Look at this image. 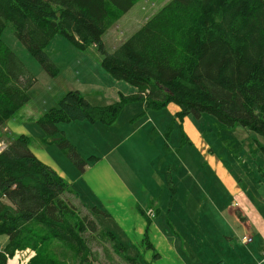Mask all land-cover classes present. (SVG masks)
Segmentation results:
<instances>
[{
	"label": "trees",
	"instance_id": "obj_1",
	"mask_svg": "<svg viewBox=\"0 0 264 264\" xmlns=\"http://www.w3.org/2000/svg\"><path fill=\"white\" fill-rule=\"evenodd\" d=\"M136 1L0 0V128L30 101L37 82L3 40L8 27L51 76L58 68L46 48L63 34L82 49L96 46L102 66L137 87L136 93H122L120 100L102 106L69 90L37 118L43 143L58 146L81 172L88 159L58 124L110 125L132 102L147 101L156 110L175 103L181 121L209 113L223 127L242 126L264 137V0H170L109 52L103 35ZM7 138L0 152V234L9 241L0 250V264L25 248L36 250L28 264H92L96 255L90 243L97 233L126 249L113 232L81 215L67 195H78L71 183L35 155L28 135ZM255 142L254 157L264 153V144ZM145 240L151 247L148 235Z\"/></svg>",
	"mask_w": 264,
	"mask_h": 264
},
{
	"label": "rangeland",
	"instance_id": "obj_2",
	"mask_svg": "<svg viewBox=\"0 0 264 264\" xmlns=\"http://www.w3.org/2000/svg\"><path fill=\"white\" fill-rule=\"evenodd\" d=\"M169 1L170 0L136 1L133 8L115 19L103 35L105 48L109 52L114 51ZM2 38L19 55L26 66L38 77L37 82L31 87L34 90L36 97L33 96L32 98L30 89V101L26 104V108L35 112L38 109L44 110V106H46L45 103L48 99L51 100L59 97V94H62V90H64L63 94H65L67 91L73 90L79 86V80L82 81L86 75L81 70V67L76 64L77 61L79 63L83 61L85 64L87 62H101V60L98 59V56H100L102 52L96 46L92 45L86 49H82L74 44L69 37H66L63 34H57L46 48V52L53 58V61L58 68V74L51 76L30 54L26 46L10 28L7 27L4 29ZM103 69L104 70H102L101 67L97 69L95 66L90 68L93 74L91 76L92 80L90 81V85H94V79H96L99 83L95 85V88L104 95L103 97L95 99L97 97V90L93 87H89L88 84H80L82 88H85L83 92H86V94L90 92L91 95L89 96H91L90 98H92V102L99 103L98 106H102L100 104L104 103L107 105V100L110 97H113V92H111V96H107L109 90H113L112 87L117 88L118 91L121 92H129L132 90L136 93L138 91L137 87L131 82L117 79L104 67ZM101 71L106 75H103ZM102 87L106 88V90ZM86 88L88 89L86 90ZM92 91L95 93V98L92 97ZM147 106L148 104L146 105V108ZM146 108L143 110L145 118L149 115V113H146L145 111ZM148 111L162 115L160 120L163 126L165 125V131L161 129L160 132L164 133L162 135L164 145L163 147H160V152L154 150L152 141L159 135L155 128L151 132L153 136L146 137L143 152L136 153V159L131 163L132 169L126 170L132 171L134 178L142 179L145 182L150 180H167L168 182L171 179H176L177 181L183 180L180 182L183 195V200H181V202L184 201V198L192 196L194 203H196V205H193L190 210L192 216V222L190 223L191 234L183 235V239L185 238L186 241L187 238H192V240L188 242V247L193 251H200L201 249V252H205V250L202 251V249L205 248L207 242H214L216 247L221 240L222 235L227 234L232 238L233 245H230V241L223 237L225 242L218 244L219 249L226 250L225 252L228 256L235 258V260H233L234 262H248L246 255H248V257L253 256L257 251L256 246H260L259 243L255 242L254 244L245 245L244 248L241 241V236L244 230L243 227L239 224L228 221L227 218L226 220L228 223L224 218L222 220L220 211L214 210L213 205L219 204L221 206L224 201L227 202V205L222 212L224 215H228L230 211V200L232 198L239 199L242 196L238 193L243 192L247 197L253 200V202L264 206V153L262 150H259L256 157H254L250 152L253 144L256 146L255 139L264 144V137L242 126L223 127L220 125L219 120L209 113H202L200 116L189 114L185 116L183 121H181L178 116L177 118L173 117L170 120L168 119V112L171 111L168 107H164L162 110L150 109ZM188 117H190L192 122L201 132L204 140L202 148H198L199 141L196 135L193 134L192 137L190 135L191 129L187 123ZM126 123L122 122L119 125L122 127ZM28 126L32 132H35L38 129L43 131L37 122H34V124L33 122H30ZM1 131L2 128H0V132ZM41 131L38 130L39 134L42 133ZM184 134L186 136H184ZM138 135L142 138L144 133L140 132ZM167 136L169 137L168 139L169 142H171L172 147L167 145ZM35 138H38L37 135L31 137V143L36 140ZM113 140L114 137L111 136V133L106 129H102L98 132L93 131V134L89 133V135L84 138V143L87 146V150L92 152L91 156H93V154L99 155L106 153L109 149V145L113 144ZM147 140L149 141L147 142ZM62 155L74 165L72 167L74 168V171H76L78 168L75 164L65 154ZM91 156L88 157V160L93 161ZM220 163L224 165L233 178L226 177V175L223 174V180L227 185V191L230 193L228 197H226L225 193L221 194L220 189H222V185L209 170L211 167L214 172L219 173ZM186 171H188L190 175H188ZM102 174H105V171L103 169H98L95 176ZM189 176L195 178L200 190H198L197 187L189 186V183L187 182ZM96 179L97 177H92L90 181L94 184ZM81 183L83 184V182ZM85 183L87 184V182ZM88 187L93 191V187L89 185ZM105 190H108V187H105ZM67 195L70 197L69 200L76 205L81 215H90L91 218H94L98 222L100 229H102L101 225L103 227L111 225L106 210L108 209L106 199L109 197L104 198L95 194L103 199L104 202L103 207H99L93 202L91 204L89 200H87V203H90L91 205L87 204V206H85L82 202L76 200L75 195ZM110 229L103 230L112 232ZM94 235L95 238L91 241L90 245L96 255V259L92 261V264H153L158 258V254L155 255L154 249L150 248L146 240H142L141 243H135L134 245L124 242L128 247L126 249L120 247V249L116 245L117 241H113L109 237H106L107 239L103 238V235L98 233ZM170 236L175 238L174 235ZM123 239L129 241L126 235H123ZM130 240L133 241V238L130 237ZM225 243L227 245L229 244L230 248L233 247V251L227 249ZM30 249L35 251L36 255V250L32 248ZM156 251L159 253L158 250ZM127 257L134 258L135 260L132 261ZM261 261L262 254H260L256 262L257 264H260ZM218 264H222V262L219 261Z\"/></svg>",
	"mask_w": 264,
	"mask_h": 264
},
{
	"label": "crops",
	"instance_id": "obj_3",
	"mask_svg": "<svg viewBox=\"0 0 264 264\" xmlns=\"http://www.w3.org/2000/svg\"><path fill=\"white\" fill-rule=\"evenodd\" d=\"M102 57V54L98 56V59L101 60V62ZM101 62H87L85 64L83 61L80 63L77 61L76 63L81 67V70L85 73L86 77L83 78L82 81L79 80V86L73 90H79L93 105H98L99 103L92 102L93 100L90 98L91 96H89L91 95L90 92H88V94L83 92L85 88H82L80 84H88L89 87L95 88V85L99 82L94 79L95 84L92 86L90 85V81L92 80L91 76L93 75L90 68L95 66L97 69L101 67L102 70H104L101 66L102 64H100ZM101 73L106 75L103 71H101ZM102 88L106 90V88ZM112 88L113 90H109L107 96H111V92H113V97H110L106 104H111L120 100L121 93L126 95L134 93L132 90L129 92H121L118 91L117 88ZM87 89L88 88H86V90ZM63 91L64 90H62V94H59V97L51 100L48 99L45 103L46 106H44V110L38 109L35 112L26 108L25 105L14 117L10 118L0 132V152L8 143L7 135L26 134L30 138L37 135L38 138H35L36 140L31 143L32 151L41 161L52 167L71 183L72 188L78 194L76 200L82 202L85 206H87V204L91 205L93 202L97 206L103 207V199L99 196L104 198L109 197L106 199L108 207L106 210L111 225H106L105 227L101 225L102 229L112 228L110 230L116 235L118 241H123L122 243L126 248L128 246H126L124 242L132 245L135 243L139 244L142 240H145L146 235H148V241L152 245L150 248L154 249L155 253H157L156 250L159 252L157 253L158 258L153 264H218L219 261L222 262V264H257L256 261L258 257L262 254V251H264V206L256 204L243 192L238 193L242 196L239 199L232 198L230 200V211L228 215H224L222 212L226 207L227 202L224 201L221 206L219 204L213 205L214 210L220 211L222 220L223 218L225 220L227 218L228 221L239 224L243 227L244 230L241 238L246 235L253 238V241L248 243L241 240L244 248L245 245L254 244L255 242H258L260 245L256 246L257 251L253 256L248 257V255H246L248 262H234L233 260H235V258L228 256L225 252L226 250L224 251L218 247L219 243L222 244L225 242L224 238L230 241V245H233L232 238L227 234L222 235V241L220 240L216 247L214 242H207L205 248L202 249V251L205 250V252H201V249L200 251H193L188 247V242L192 240V238L186 237L187 241L185 238L183 239L184 234H191L190 223L192 222V216L190 210L193 205H196L192 196L184 198V201L181 202V200H183V195L180 182L183 180L177 181L176 179H171L169 182L167 180H150L145 182L142 179L134 178L132 171L126 170L132 169L131 163L136 159V153L143 152L146 137H152L153 135L151 132L155 128L159 135L152 141L154 150L160 152V147H163L164 145V139L162 137L164 133L160 132L161 129L165 131V125L163 126L160 120L162 115L148 111L150 109L148 106L146 108L147 101H138L127 104L123 108L119 118L113 123L114 125H108L101 122L91 123L88 120L59 123V129L65 132L71 143L77 147L81 155L86 159H89L88 157L92 154L91 151L87 150V146L84 143V138H86L89 133L93 134V131L98 132L99 130L106 129L111 133V136L114 137L113 144L109 145V149L106 153L99 155L93 154V156H91L93 161L88 160L84 171L81 172L80 170L78 171V169L74 171V168L72 167L74 165L68 159L63 157L62 154L64 153L58 146L55 144L43 143L42 140L45 136L43 129V131L38 129L42 132L39 134L38 130L32 132L28 126L30 122H33L34 124L43 112L54 107L55 104V106H57L61 95H64ZM30 93L32 98L33 96L36 97L33 88H31ZM91 93L92 97L95 98V93L93 91ZM96 95L97 97L95 99L104 96L98 90ZM100 105H105V103ZM166 107L171 110L170 112L167 111L168 119L170 120L173 117L177 118L178 112L181 110L180 107L175 103H170ZM145 108L146 113H149L146 118L143 114ZM122 122L127 123L121 127L119 124ZM187 123L191 129V137L195 134L199 141L198 148H202L204 140L201 132L192 122L190 117H188ZM140 132L144 133L142 138L138 135ZM168 136L170 137L169 134ZM168 136L166 138L167 145L172 147ZM148 141L149 140H147V142ZM98 169H103L105 174L95 176ZM209 170L222 185V189H220L221 194L225 193L226 197H228L230 193L227 191V185L223 180V174L230 178H232V176L222 163H220L219 173L214 172L211 167ZM186 173L190 175L188 171H186ZM92 177H97L94 184L90 181ZM83 180L87 182L89 186L93 187V191H91ZM81 182H83V184ZM187 182L190 187L194 186L200 190L195 178L189 176ZM105 187H108V190H105ZM87 200H89L91 204L87 203ZM235 202H237V204H235ZM148 219L151 220L150 223L148 222ZM123 235H126L129 241L124 240ZM170 235H174L175 238ZM130 237L133 238V241L130 240ZM8 241L9 238L6 234H0V250L5 249ZM225 247L231 251L234 249L233 247L230 248L229 244L227 245L226 243ZM263 263L264 261L260 262V264Z\"/></svg>",
	"mask_w": 264,
	"mask_h": 264
},
{
	"label": "built area",
	"instance_id": "obj_4",
	"mask_svg": "<svg viewBox=\"0 0 264 264\" xmlns=\"http://www.w3.org/2000/svg\"><path fill=\"white\" fill-rule=\"evenodd\" d=\"M237 204V202H235ZM241 240L245 243L252 242L253 238L251 236H244L241 238ZM35 255V251L31 250L30 248L22 249V250H16L15 254L12 256L13 258L19 259V264H27L29 259ZM12 257H9V262ZM262 261H264V251L262 253ZM10 264V263H9Z\"/></svg>",
	"mask_w": 264,
	"mask_h": 264
},
{
	"label": "bare ground",
	"instance_id": "obj_5",
	"mask_svg": "<svg viewBox=\"0 0 264 264\" xmlns=\"http://www.w3.org/2000/svg\"><path fill=\"white\" fill-rule=\"evenodd\" d=\"M18 261H19V259L17 260V258H15V259L13 258V259L10 260L9 263H10V264H19Z\"/></svg>",
	"mask_w": 264,
	"mask_h": 264
}]
</instances>
